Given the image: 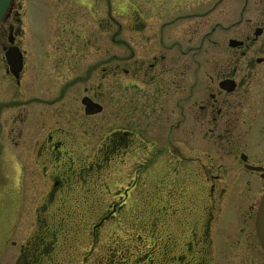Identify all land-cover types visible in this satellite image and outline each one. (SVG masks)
Segmentation results:
<instances>
[{"label":"flooded vegetation","instance_id":"obj_1","mask_svg":"<svg viewBox=\"0 0 264 264\" xmlns=\"http://www.w3.org/2000/svg\"><path fill=\"white\" fill-rule=\"evenodd\" d=\"M66 1L59 9L101 4ZM131 9L124 27L99 12L85 39L54 41L36 59L22 39L20 0H13L0 23V134L23 153L30 146H20L22 140L31 139L34 169L45 176L75 162L89 175L119 164L149 170L154 159L177 157L181 179L196 188L199 203L181 230V264H264L255 230L264 124L253 122L264 101L257 89L264 55L252 53L264 41V0H133ZM64 117L68 129L58 126ZM95 122L106 130L98 144H79ZM187 148L189 158L182 156ZM62 174L51 172L48 181Z\"/></svg>","mask_w":264,"mask_h":264},{"label":"rangeland","instance_id":"obj_2","mask_svg":"<svg viewBox=\"0 0 264 264\" xmlns=\"http://www.w3.org/2000/svg\"><path fill=\"white\" fill-rule=\"evenodd\" d=\"M65 1L21 0L22 39L31 57L43 58L54 41L85 39L87 28L93 32L92 24L99 12L108 21L117 19L122 27L131 22L129 0L119 4V8L121 5L124 10L128 8L122 18L117 17L115 10L119 8L114 7L121 0H100L99 7L85 11L77 8L71 11L68 5L59 9V4ZM90 1L95 4V0ZM73 11L78 12L72 14ZM140 11H144L141 6ZM233 19L237 20V12ZM121 37L129 39L131 35L123 32ZM213 38L219 45L222 43L219 34ZM219 45L215 47L218 53ZM252 53L257 57L264 55V41ZM257 89L259 98L264 83ZM253 102L254 96L250 99ZM257 106L253 122L261 120L264 124V101ZM27 107V111L35 108L32 104ZM58 126L68 129L67 118L59 120ZM99 126L95 122L87 134L78 137L79 144L87 140L91 148L96 146L106 132ZM3 136L0 134V264H26L30 242L34 238L38 243L41 233V244L45 242L41 250L46 260L39 253L37 264H181V230L185 222L190 224L189 219L195 217L199 203L196 188L186 185L183 181L186 178L181 179V160L177 157L154 159L149 170L147 164L139 170L134 165L119 164L107 170L90 171L89 175L81 172L82 165L75 162L66 170H50L49 174L46 170L45 176L44 170L34 169V155L29 150L33 146L31 139L22 140L20 146L23 141L27 148L30 146L23 153L14 146L15 133L11 135L14 144ZM184 151L182 156L192 155L190 148ZM140 163L138 159L134 164ZM54 171L60 175L62 172V177L48 181ZM56 181L58 184L54 186ZM47 237L49 242L45 240ZM224 264L234 263L227 260Z\"/></svg>","mask_w":264,"mask_h":264},{"label":"water","instance_id":"obj_3","mask_svg":"<svg viewBox=\"0 0 264 264\" xmlns=\"http://www.w3.org/2000/svg\"><path fill=\"white\" fill-rule=\"evenodd\" d=\"M12 0H0V22H2L9 14ZM15 62L19 64V58H15ZM255 228L257 236L262 244L264 250V195L262 196L257 213Z\"/></svg>","mask_w":264,"mask_h":264},{"label":"trees","instance_id":"obj_4","mask_svg":"<svg viewBox=\"0 0 264 264\" xmlns=\"http://www.w3.org/2000/svg\"><path fill=\"white\" fill-rule=\"evenodd\" d=\"M37 238H39L38 239V243H35L34 242V238L32 239V241L30 242V245H29V247H28V253L30 254V258L27 260V262H26V264H37V259H36V257H37V255L40 253V255H42V258L44 259L45 257H44V255H43V253H42V247H44L45 246V242L43 243V244H41V239L43 238V234L41 233V235L40 236H38ZM45 240L47 241V242H49V240H48V237H47V239L45 238ZM48 246V245H47ZM45 260H46V258H45ZM39 261V260H38ZM45 262V261H44ZM43 262H41L40 264H42Z\"/></svg>","mask_w":264,"mask_h":264}]
</instances>
